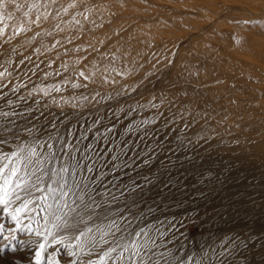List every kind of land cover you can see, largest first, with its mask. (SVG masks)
<instances>
[{
	"label": "rangeland",
	"instance_id": "1",
	"mask_svg": "<svg viewBox=\"0 0 264 264\" xmlns=\"http://www.w3.org/2000/svg\"><path fill=\"white\" fill-rule=\"evenodd\" d=\"M193 1L2 0L0 110L16 115L0 117V123L11 127L10 121H15L21 127L35 125L62 135L70 129L91 136L96 129L107 134L115 120L121 139L137 145L138 133L165 127V121L170 139L184 140L187 135L196 141L198 132L207 142L199 141L194 150L185 148L195 162L185 164L188 183L195 186L189 190L214 188L212 195L220 192L242 201L247 215L230 223L218 221L217 231L246 232L264 242V55L239 53L233 62L225 44L227 34L235 30L262 34L255 21L264 16V4L250 8L230 3L220 16L225 23L215 27L205 18L211 13L192 8ZM251 47L263 50L264 43ZM214 64L233 66L232 77L212 78ZM81 71L88 79L79 75ZM225 108L232 112L219 115ZM142 121L148 123L141 126ZM186 124L191 127L186 129ZM17 143L4 145L3 150H15ZM0 223L15 228L2 211ZM207 228L200 230L204 235L186 241L179 255L191 251L198 259L199 247L211 243ZM14 236L0 239L5 248L0 254L11 255L12 249L34 252L35 245L21 247L18 241L36 237L22 231ZM55 247L57 258L63 257L61 264L76 259L69 256L75 248ZM253 251L259 252V245ZM240 264H264V260L249 252Z\"/></svg>",
	"mask_w": 264,
	"mask_h": 264
},
{
	"label": "snow or ice",
	"instance_id": "2",
	"mask_svg": "<svg viewBox=\"0 0 264 264\" xmlns=\"http://www.w3.org/2000/svg\"><path fill=\"white\" fill-rule=\"evenodd\" d=\"M79 75L88 79L83 71ZM13 115L0 110V117ZM167 123L144 128L138 145L121 139L115 120L107 134L96 129L91 136L0 123V211L15 225L6 229L0 223V239H15V231L37 238L18 241L21 247L35 245L32 254L12 249L11 255L0 254V264H61L58 245L76 249L69 252L76 259L64 264H240L249 252L264 260V242L257 237L216 229L218 221L247 215L242 201L212 195L214 188L189 190L195 186L188 183L185 164L195 162L185 148L194 150L206 138L197 132L196 141L187 135L170 139ZM50 127L56 129L51 122ZM16 141L15 150H3ZM205 225L211 243L199 247V258L191 251L179 255L186 241L205 234ZM257 245L260 251L254 252Z\"/></svg>",
	"mask_w": 264,
	"mask_h": 264
},
{
	"label": "bare ground",
	"instance_id": "3",
	"mask_svg": "<svg viewBox=\"0 0 264 264\" xmlns=\"http://www.w3.org/2000/svg\"><path fill=\"white\" fill-rule=\"evenodd\" d=\"M164 2V1H162ZM236 4V3H241L242 5H244L245 7H250V8H261L262 5L264 4V0H194L192 3H191V7L192 8H196V9H200L202 11H209L211 14H208V15H205L206 19H208V24L212 22V24H216L214 25L215 27H217V24L218 25H221L223 23H225V21L222 19V17L220 18L221 15H225L226 11L228 10L227 9V6L228 4ZM67 4V3H66ZM65 4V5H66ZM66 7V6H65ZM121 8V6H120ZM263 11V10H262ZM261 12V11H260ZM106 13V12H104ZM263 13V12H261ZM262 16V15H261ZM255 19V18H254ZM253 19V20H254ZM257 21H255V24L258 22V24L260 23V30H262V34L261 35H258V34H255L253 32H248L246 30H241V31H237L235 30V32H231L229 34H227V37H228V41L227 43V48H226V53H228V55H230V57L233 58V62H236L237 61V56L239 53H254V54H257V53H261L264 55V49L262 50H254L252 49V45H261L264 43V16L263 17H258L256 19ZM148 21V20H146ZM168 21V20H167ZM173 21V20H171ZM155 23V22H153ZM151 24V23H150ZM133 25V24H132ZM139 24H137L136 26H138ZM141 25V24H140ZM156 25V24H155ZM134 26V28L136 27ZM252 26V25H250ZM152 27H154L152 25ZM214 27V28H215ZM128 28V27H126ZM139 28V27H138ZM142 28V27H141ZM254 27H252L253 29ZM69 29V28H68ZM255 30V29H254ZM253 30V31H254ZM140 31V30H139ZM144 31V30H143ZM126 32V30H125ZM130 32V31H129ZM147 32V31H146ZM258 32V31H257ZM128 33V32H127ZM146 34V33H145ZM127 35V34H126ZM125 35V36H126ZM129 35V33H128ZM186 35V34H185ZM184 35V36H185ZM124 36V35H123ZM131 36V35H130ZM149 36V35H148ZM165 36V35H164ZM150 37V36H149ZM152 37H156V36H152ZM168 37V35H167ZM172 37V36H171ZM171 37H169V39H171ZM174 37V36H173ZM128 38V37H127ZM183 38V37H182ZM125 39V38H124ZM163 39H168L166 37H164ZM178 39V38H177ZM162 40V39H161ZM175 40V38H174ZM129 41V40H128ZM158 41V40H157ZM165 40H163L164 42ZM151 42V41H150ZM174 42V41H173ZM156 43V42H155ZM138 44V42H137ZM206 44V43H205ZM154 45V44H153ZM164 45H167V44H164ZM169 45V44H168ZM161 46V45H160ZM212 46V45H211ZM130 47V46H129ZM132 47V46H131ZM154 47V46H153ZM153 47H152V50H153ZM159 47V46H158ZM158 47L156 49H158ZM222 48V47H221ZM210 49V48H209ZM224 49V48H223ZM212 51V50H211ZM210 51V52H211ZM207 52V51H206ZM221 52V51H220ZM213 53V52H212ZM219 54V53H218ZM209 55V54H208ZM217 55V54H215ZM227 55V56H228ZM258 55V54H257ZM206 56V54L204 55ZM260 56V55H259ZM209 57V56H207ZM211 57V56H210ZM217 57V56H216ZM219 57H220V54H219ZM218 57V58H219ZM223 57V56H222ZM202 58V57H201ZM232 58L230 60H232ZM204 59H206V57H203L202 58V63L203 61H205ZM226 59V58H225ZM212 60V59H211ZM215 59H213L212 61H214ZM236 60V61H235ZM211 61V62H212ZM216 61V60H215ZM206 62V61H205ZM210 62V63H211ZM217 62V61H216ZM201 63V64H202ZM215 63V62H214ZM223 63V62H222ZM206 64V63H205ZM190 65V64H189ZM216 64H214V67H215ZM218 65V64H217ZM228 65V64H227ZM239 65V64H238ZM202 66V65H200ZM209 67V65H208ZM212 67V66H211ZM192 68V67H191ZM213 68V67H212ZM210 69V67H209ZM233 69V66H224V67H221V66H216L213 70H212V75L213 77L212 78H215V77H228V78H231L232 77V73L233 71H231ZM234 75V74H233ZM211 77V76H210ZM238 77V76H236ZM234 78V77H233ZM205 81V80H204ZM219 81V80H218ZM217 81V82H218ZM202 82V81H201ZM208 82V81H207ZM213 82V81H212ZM219 83V82H218ZM210 84V83H209ZM222 85V84H221ZM210 87V86H209ZM215 88V87H213ZM219 91V90H218ZM229 91V90H228ZM224 92V90H223ZM226 97V96H225ZM228 97V96H227ZM219 99V98H218ZM228 99V98H227ZM230 101V100H229ZM221 104V102H220ZM230 112H232V108H225L223 110H221L220 112H218L219 115H228L230 114Z\"/></svg>",
	"mask_w": 264,
	"mask_h": 264
}]
</instances>
